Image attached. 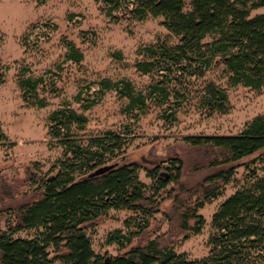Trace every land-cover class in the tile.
I'll return each instance as SVG.
<instances>
[{"label": "rangeland", "instance_id": "obj_1", "mask_svg": "<svg viewBox=\"0 0 264 264\" xmlns=\"http://www.w3.org/2000/svg\"><path fill=\"white\" fill-rule=\"evenodd\" d=\"M263 13L264 7L251 16ZM112 15L107 16L96 0H0V62L5 68L0 83V230L14 225L13 212L35 197L36 185L30 184L29 174L40 180L55 173L51 169L62 158L63 148L60 140L49 136V117L67 108L87 120L81 130L71 126L72 140L85 143L107 133L120 135L124 140L121 156L140 165L138 178L148 195L153 184L148 171L158 170L161 178L173 172L156 196L151 216L111 209L86 228L95 254L114 256L143 240H155L190 260L205 258L213 214L234 192L264 177V168L258 153L229 166L210 167L209 161L219 151L192 146L185 139L240 134L254 117L264 115V85L258 90L229 86L223 68L215 65L193 83L187 98L171 94L160 103L152 97L144 108L129 109L128 99L117 88L107 89L103 81H128L134 92L145 93L152 77L136 69L142 50L160 42L174 45L177 40L161 18L134 21L123 8ZM71 47L82 54L81 60L69 58ZM26 78L42 80L24 101L18 81ZM207 83L226 90L224 112L209 114L200 108L194 93ZM39 99L44 107L33 105ZM175 157L182 164L176 180L170 160ZM230 166L234 170L228 184L216 200L198 211L205 221L200 233L182 232L176 202L188 199L190 190L207 176ZM117 232L142 235L119 250L116 243L107 242L108 235ZM35 234V230H23L14 237Z\"/></svg>", "mask_w": 264, "mask_h": 264}, {"label": "trees", "instance_id": "obj_2", "mask_svg": "<svg viewBox=\"0 0 264 264\" xmlns=\"http://www.w3.org/2000/svg\"><path fill=\"white\" fill-rule=\"evenodd\" d=\"M96 2L107 16L123 8V13L134 21L161 18V24L177 40L174 45L160 42L142 50L143 59L137 62L136 69L152 77L145 93L134 92L128 81H103L107 89L117 88L128 99L129 109L144 108L152 97L160 103L171 94L187 98L193 93V83L215 65L223 68L229 86L258 90L264 85V13L251 16L264 7V0ZM69 58L79 61L82 54L71 47ZM4 73L0 62V83ZM41 80L18 81L24 101L27 93L34 95ZM195 95L200 108L209 114L226 110L227 92L222 87L207 83L196 89ZM33 105L44 107L45 103L39 99ZM86 121L83 115L67 108L50 115L49 136L60 140L62 158L53 165L54 174L40 180L29 174V182L36 185L37 193L13 212L14 225L9 223L6 230H0V264H264V177H256L218 207L212 216L213 233L205 258L190 260L171 246L160 247L155 240H143L114 256L95 254L86 228L111 209L151 216L156 210V196L167 186L173 172L170 170L167 178H161L158 170L148 171L153 180L148 195L138 178L140 165L122 158L124 140L120 135L107 133L85 143L71 139V126L81 130ZM185 140L195 147L208 146L219 151L209 161L210 167L229 166L258 153L257 160L264 168V115L254 117L238 135ZM115 159L114 168L89 177L98 168L114 164ZM170 160L176 180L182 164L176 157ZM233 170V166L221 168L192 188L188 199L176 202L182 232L200 233L205 221L198 211L216 200L232 178ZM23 230H35L36 234L33 238L14 237ZM139 232L111 233L107 242L124 250L142 235Z\"/></svg>", "mask_w": 264, "mask_h": 264}, {"label": "water", "instance_id": "obj_3", "mask_svg": "<svg viewBox=\"0 0 264 264\" xmlns=\"http://www.w3.org/2000/svg\"><path fill=\"white\" fill-rule=\"evenodd\" d=\"M117 165V163H114V164H110V165H106V166H103V167H100L98 168L97 170H95L94 172H92L89 177H93V176H98V175H101L103 173H105L106 171L114 168L115 166Z\"/></svg>", "mask_w": 264, "mask_h": 264}]
</instances>
